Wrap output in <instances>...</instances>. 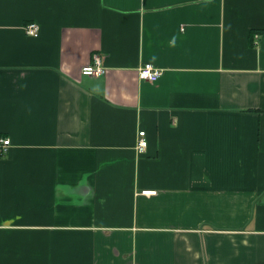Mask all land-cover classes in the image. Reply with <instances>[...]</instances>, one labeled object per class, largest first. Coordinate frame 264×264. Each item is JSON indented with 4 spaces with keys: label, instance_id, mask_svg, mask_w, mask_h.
Here are the masks:
<instances>
[{
    "label": "crops",
    "instance_id": "obj_1",
    "mask_svg": "<svg viewBox=\"0 0 264 264\" xmlns=\"http://www.w3.org/2000/svg\"><path fill=\"white\" fill-rule=\"evenodd\" d=\"M0 139V264H264V0H0Z\"/></svg>",
    "mask_w": 264,
    "mask_h": 264
},
{
    "label": "built area",
    "instance_id": "obj_2",
    "mask_svg": "<svg viewBox=\"0 0 264 264\" xmlns=\"http://www.w3.org/2000/svg\"><path fill=\"white\" fill-rule=\"evenodd\" d=\"M39 26L36 23H30L26 27V32L31 37H38L39 35ZM107 68H105L102 64L101 58L99 56H95L94 63L83 68L82 73L85 76L91 77H102L107 73ZM163 71L152 64H145L139 69V78L143 81L148 82H157L162 77ZM0 154H5L10 147V140L8 139H0ZM148 146V142L146 139V133L141 131L139 133V140L137 144V151L142 154L146 151ZM144 195H155L156 191H145Z\"/></svg>",
    "mask_w": 264,
    "mask_h": 264
}]
</instances>
